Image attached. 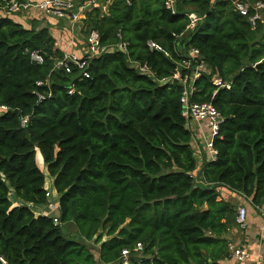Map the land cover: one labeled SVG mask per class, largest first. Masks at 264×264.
<instances>
[{
	"label": "trees",
	"instance_id": "16d2710c",
	"mask_svg": "<svg viewBox=\"0 0 264 264\" xmlns=\"http://www.w3.org/2000/svg\"><path fill=\"white\" fill-rule=\"evenodd\" d=\"M6 1L0 0V106L9 108L0 112V258L123 264L129 249V264H222L237 208L221 192L264 207V22L253 28L254 11L241 15L236 0H174L175 14L166 0H110L107 11L96 6L83 20L85 33L96 31L109 48L88 60L86 78L76 66L71 73L55 68L64 51L53 24L39 22L48 20L43 14L7 15ZM191 12L200 20L188 28ZM118 33L129 43L126 52L110 49ZM149 40L163 50H150ZM193 49L207 69L191 102H211L224 118L213 140L216 159L201 165L182 115L183 85L173 78L193 70L195 62L182 66ZM145 64L150 72L140 71ZM216 78L228 86L217 87ZM42 166L54 179L57 224L28 205L48 204ZM10 188L23 204L11 201ZM90 241L99 245L96 253ZM138 243L143 248L135 251Z\"/></svg>",
	"mask_w": 264,
	"mask_h": 264
},
{
	"label": "built area",
	"instance_id": "2783aa9c",
	"mask_svg": "<svg viewBox=\"0 0 264 264\" xmlns=\"http://www.w3.org/2000/svg\"><path fill=\"white\" fill-rule=\"evenodd\" d=\"M110 0H8L1 10L9 14H27L32 18L35 13H41L46 19H56L63 22H71L72 24H77L80 31L84 30V22L86 15L94 7H99L100 10L107 11ZM165 6L167 9L171 10L173 14L176 13L174 0H166ZM250 9L254 11L253 15L249 16L250 23L253 28H256L257 22H264V0H254L250 3L249 0H236L234 1V10L243 16H248ZM189 25L188 28H193L200 17L196 13L188 14ZM119 42L111 47L113 51H123L126 52L129 43L122 40V34L118 33ZM85 46L82 48L84 55L82 57L77 54H67L64 52V57L58 59L55 64V68L59 70H64L66 73H71L72 67L76 66L80 71L83 72V76L89 78V74L86 71L87 63L89 59L101 56L107 51V47L100 44V37L96 31H90L85 37ZM57 45V44H56ZM147 46L150 50L162 51L163 48L156 42L149 40ZM199 50L193 49L189 52L188 59L182 62V66L189 70L191 68V63L195 62V66L190 73L182 75L180 70H177L176 74L173 76L174 79L180 81L183 85V92L181 97V102L183 104L182 115L185 117V125L192 132V146L196 153V157L207 156V160L214 161L216 159L217 150L214 148L213 140L219 136L220 126L224 121L222 114L211 102H191V96L195 91L194 82L198 79L207 69V66L203 62L198 61ZM32 60L38 63H42L43 58L38 53H33L31 56ZM139 69L141 72H150L148 66L140 65ZM214 84L217 87L228 86L224 84L221 78H216ZM41 84V83H39ZM217 92H215L216 94ZM40 99H43L40 96ZM9 108L6 106H0V112H5ZM28 118L22 120V126H25ZM46 197L48 199V210L53 212L58 209V202L53 197V192L46 190ZM236 222L240 229H246L248 226L247 208L241 204L237 207ZM48 214H46L47 216ZM54 222L57 224L59 222L58 216H52ZM143 248L141 243H138L135 251H140ZM229 255L228 259L233 261V264H247L251 252L246 247L245 243H240L238 245L229 244ZM131 251L129 249H124L122 251L123 264H129V257ZM0 260L5 264L4 260Z\"/></svg>",
	"mask_w": 264,
	"mask_h": 264
},
{
	"label": "crops",
	"instance_id": "0c3cea01",
	"mask_svg": "<svg viewBox=\"0 0 264 264\" xmlns=\"http://www.w3.org/2000/svg\"><path fill=\"white\" fill-rule=\"evenodd\" d=\"M254 1V0H253ZM253 3V2H252ZM24 18V17H22ZM25 19V18H24ZM43 25L50 23L54 25L52 27L51 25V31L53 36L56 38V44L59 48H61L64 52L67 54H77L78 51H81L82 48L74 47L72 44L75 41V37L70 35L71 39H73V42L69 41V33L66 31L60 30V25L64 23L63 21H58L56 19H48L44 21H39ZM199 164L201 165L204 160H207V156L204 157H197ZM201 169V166L199 167ZM47 175V172L45 173ZM51 179H48L46 177L45 182V189L50 190L53 192V197L55 200H58V195L54 189L53 181L54 179L50 177ZM13 190V189H12ZM11 194V190H10ZM15 194V193H14ZM221 197L225 198L226 200H231L236 208L243 204L248 211L247 220H248V226L246 228V231L243 232V230H240L238 227L233 228L230 230L227 234V239L230 241L231 244L238 245L240 243H245L248 250L251 252L252 256L250 257L247 264H264V218L258 212L257 209H255L251 204H247L246 198L241 195L237 198H234L229 192L222 191ZM12 201V200H11ZM15 204H23L22 201L18 200V202H14ZM250 203V202H249ZM29 207L34 211V213L38 216L40 215H46L49 217L52 216H59V211L54 210L53 212H50L48 210V205H34V204H28ZM222 264H233V261L228 259V257L222 262Z\"/></svg>",
	"mask_w": 264,
	"mask_h": 264
},
{
	"label": "rangeland",
	"instance_id": "374dc122",
	"mask_svg": "<svg viewBox=\"0 0 264 264\" xmlns=\"http://www.w3.org/2000/svg\"><path fill=\"white\" fill-rule=\"evenodd\" d=\"M249 2L250 3H252L253 2V0H249ZM192 13V12H191ZM60 30L61 31H66L67 33H69V41L70 42H73V39H71V37H70V35H72L73 37H75V40H78V41H75L73 44H72V46H74V47H78V48H83L84 46H85V44H84V42H85V37H86V35H87V33H85L86 31L84 30H82V31H80V28H78L77 27V24H72L71 22H69V21H67V22H64V23H62L61 25H60ZM78 54H80L81 56H83L84 55V53L82 52V49H81V51H78L77 52ZM39 164H42L41 163V161L39 160ZM43 167V169H44V171H45V173L47 172V170H46V167L45 166H42ZM47 178L48 179H51L50 178V176L48 175V173H47ZM11 189V188H10ZM9 197H10V199L12 200V202L14 203V202H18V199H17V197L15 196V194H14V191L11 189V194H9ZM57 202H58V200H56ZM231 201V200H230ZM232 202V201H231ZM249 202V201H248ZM238 209V208H237ZM258 212H260V214L263 216V218H264V207H260V209H259V211ZM37 216H38V214H37ZM238 227V226H237ZM239 228V227H238ZM65 229H66V227H65ZM65 229H63V230H65ZM240 229V228H239ZM240 230H243V232L244 231H246V229H240ZM66 233H67V235L68 236H70L71 238H77V239H79V237L77 236V234H76V232H75V230H74V228H68V229H66ZM65 234V233H64ZM66 235V234H65ZM107 236H104V240H107ZM87 244L89 245V246H91V248H92V250L96 253V251H98V249H99V245H95L94 243H93V241H90V242H87ZM247 247V246H246Z\"/></svg>",
	"mask_w": 264,
	"mask_h": 264
},
{
	"label": "water",
	"instance_id": "95a60500",
	"mask_svg": "<svg viewBox=\"0 0 264 264\" xmlns=\"http://www.w3.org/2000/svg\"><path fill=\"white\" fill-rule=\"evenodd\" d=\"M177 171H182V170H177Z\"/></svg>",
	"mask_w": 264,
	"mask_h": 264
}]
</instances>
